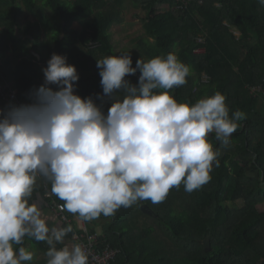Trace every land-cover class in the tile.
<instances>
[{
	"label": "trees",
	"instance_id": "obj_1",
	"mask_svg": "<svg viewBox=\"0 0 264 264\" xmlns=\"http://www.w3.org/2000/svg\"><path fill=\"white\" fill-rule=\"evenodd\" d=\"M17 1L35 20L24 41L16 35L18 15L12 4ZM121 1L0 0V40L6 41H0V59L9 51L8 44H24L29 41L26 35L37 39L47 32L51 35L44 36L39 48L46 50L54 44L56 54L75 67L82 97L95 100L97 94L103 95L96 60L117 55L111 30L122 22ZM132 1L135 8H141L137 16L145 36L153 41H136L135 46L143 48L131 55L132 66L137 59L147 62L174 53L190 67L187 83L170 90L178 103L194 104L220 92L226 97L229 116L240 110L246 118L237 121L227 145L216 139L214 131L209 133L218 163H213L207 183L192 192L181 183L160 203L143 200L151 216L141 212L139 201L120 207L108 216L114 221L98 235L99 242L119 251L111 264H264V92L253 90H264V5L259 0ZM76 23L81 31L72 29ZM199 37L203 44L197 42ZM78 42L99 43L101 48L82 53ZM39 64L23 59L17 74L11 76L18 96L27 102L34 81L44 78ZM204 73L208 82H202ZM138 75L139 71L125 79L136 85ZM6 78L11 80L9 74ZM110 103H103V111ZM43 179L51 188L50 181ZM20 247L34 254L25 264H47L45 241L25 236L22 244L13 245L17 251Z\"/></svg>",
	"mask_w": 264,
	"mask_h": 264
},
{
	"label": "clouds",
	"instance_id": "obj_2",
	"mask_svg": "<svg viewBox=\"0 0 264 264\" xmlns=\"http://www.w3.org/2000/svg\"><path fill=\"white\" fill-rule=\"evenodd\" d=\"M96 67L103 95L81 98L74 94L75 67L53 53L30 103L0 109V264L33 260V252L13 248L25 236L47 243V264H89L80 245L56 248L71 228L50 229L29 204L38 177L50 181L66 213L82 220L138 201L160 203L181 183L187 192L207 183L218 163L209 133L227 145L237 121L246 118L240 110L230 117L220 92L178 103L170 90L187 83L190 67L174 53L137 59L135 67L129 52L110 55ZM137 71L132 85L125 77Z\"/></svg>",
	"mask_w": 264,
	"mask_h": 264
},
{
	"label": "crops",
	"instance_id": "obj_3",
	"mask_svg": "<svg viewBox=\"0 0 264 264\" xmlns=\"http://www.w3.org/2000/svg\"><path fill=\"white\" fill-rule=\"evenodd\" d=\"M109 1L114 3L116 2V0H109ZM12 5H13L12 7H14L17 10V15H18V17H16V20L18 21V30L16 31V35L19 40L22 39V41H24L25 38H23V36L25 35L27 28L30 27V24H33L35 20L33 17L30 16V13L26 10L24 4L21 1H17ZM118 6L123 10L122 22L120 23V25L114 26L111 30L113 41H114L113 30L116 27H123L126 25L136 26L137 24H140L142 28L140 17L137 16L139 12L141 16V8L140 10L135 8L132 0H124L123 2L121 1L120 5ZM72 29L81 31L82 27L79 23H76L74 25V28ZM142 32H143V37L141 40L146 43L152 44L153 41L145 36L143 29ZM45 35H51V34L45 32L41 34L40 37H37V39H32L30 38L29 35H26V38L29 40L28 42L26 43L23 42L24 44H20V45L15 44L13 46H11V44H8L9 51L3 57V59H0V82L2 81L4 83L9 84V87L16 92L17 96H18V90L17 87L14 85V81L12 80L11 76H15L17 74V68L19 62L23 59H26L31 62L40 63L39 65L45 68L47 67L46 63L43 62L42 60H45L47 62L51 58V55L53 53L56 54V47L54 46V44H52V46L46 50L39 48V44H43V38ZM133 40L135 41L133 42ZM0 41L4 44L6 43L5 40H0ZM136 41H137L136 39H132L130 42H133V44L135 45ZM130 42H127L125 39V44H130ZM142 48H137L136 46V48L126 50L125 47L123 49H119V47H116L114 48V51L117 55L127 52L135 55L136 53H138V50ZM7 74H9L11 80L6 78ZM77 81L74 82L75 84L74 94L79 95L81 98H83L81 93L79 92L78 87L76 86ZM43 83H44V78L36 79L31 87V93H33V91L37 89L39 86H41ZM261 102L262 104H264V100L262 98H261ZM6 106L7 103L3 100V98L0 95V109H4ZM104 112L107 113L106 110ZM47 194H49L50 196L47 197ZM32 203H35L38 206V208L41 211V218L46 219L47 226L50 229L69 228V227L71 228V231H69L67 235L64 237V241L62 243L56 244L57 249H60L64 246H68L69 248H71L73 245H80V241L75 239L74 236H72L76 233H84L85 231L90 232L91 229L94 231L95 234L103 235L104 228L112 221H114L113 218H110L108 216L106 217L100 216L97 217L96 221L94 220L91 224H89L88 222H86V220H82L79 216L68 211L65 215L58 214L55 211V208H53L52 206L55 207V204H59V203L64 204V203H62L60 199L55 194L52 193L51 188L42 177H38L36 184L34 185L32 195L29 198V204ZM37 258L38 259L40 258L39 252H37ZM89 264H91V262H89Z\"/></svg>",
	"mask_w": 264,
	"mask_h": 264
},
{
	"label": "built area",
	"instance_id": "obj_4",
	"mask_svg": "<svg viewBox=\"0 0 264 264\" xmlns=\"http://www.w3.org/2000/svg\"><path fill=\"white\" fill-rule=\"evenodd\" d=\"M189 0H182V3H186ZM197 42L199 44H203V40L201 37L197 38ZM76 47L79 52L82 53H89L96 50H99L101 48V45L99 43L90 42L86 46L81 43H76ZM204 51H197L196 54H202ZM209 76L204 74L202 77V82H208ZM254 91H263L264 90H258L257 88H253ZM0 95L3 98V100L7 103V106L10 104H27L24 100H21L18 98L16 92L9 87V84L0 82ZM50 195L47 194V197ZM55 211L60 215H65L66 209L64 208V205L59 203L55 204ZM78 215V214H76ZM64 220V219H63ZM75 239L80 241V246L83 247L89 258V262L91 264H111L114 262L117 258V255L119 251L117 249L112 248L108 244H101L95 234H90L88 232H84L81 234L75 235ZM104 245V246H102Z\"/></svg>",
	"mask_w": 264,
	"mask_h": 264
},
{
	"label": "rangeland",
	"instance_id": "obj_5",
	"mask_svg": "<svg viewBox=\"0 0 264 264\" xmlns=\"http://www.w3.org/2000/svg\"><path fill=\"white\" fill-rule=\"evenodd\" d=\"M113 37H114V47H119V49H123L124 47L126 50H130L132 48H136V46L133 44V42H130L132 39H142L143 32L140 24H137L136 26H123V27H116L113 30ZM125 39L127 42H130V44H125ZM133 55V54H130ZM253 175H256V172L253 173ZM257 176V175H256ZM77 235V233L75 234ZM75 235H72L75 237ZM29 247V245H28ZM30 250V247L28 248Z\"/></svg>",
	"mask_w": 264,
	"mask_h": 264
},
{
	"label": "water",
	"instance_id": "obj_6",
	"mask_svg": "<svg viewBox=\"0 0 264 264\" xmlns=\"http://www.w3.org/2000/svg\"><path fill=\"white\" fill-rule=\"evenodd\" d=\"M142 202H143V201H139V203L142 204L141 207H140L141 212H142L143 214H146V215H148V216H151L152 213L149 211L147 205H146V204H143ZM204 247H205L206 251L209 250V240H208V239L204 240Z\"/></svg>",
	"mask_w": 264,
	"mask_h": 264
}]
</instances>
